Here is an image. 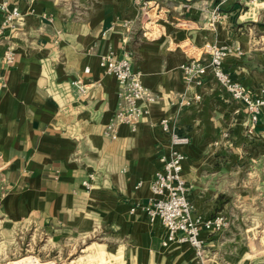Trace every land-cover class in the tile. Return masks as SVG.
Here are the masks:
<instances>
[{
  "label": "crops",
  "instance_id": "obj_1",
  "mask_svg": "<svg viewBox=\"0 0 264 264\" xmlns=\"http://www.w3.org/2000/svg\"><path fill=\"white\" fill-rule=\"evenodd\" d=\"M7 1L22 16L0 34V230L33 224L56 239H96L124 264H200L190 244L164 246L165 226L144 210L169 152L160 120L170 117L190 138L183 172L193 214L229 215L241 174L264 163V113L252 122L211 74L189 83L181 65L208 59V44L228 46L225 70L259 96L264 0H149L148 15L136 0ZM4 18L0 9V24ZM110 49L130 50L158 96L137 129L121 124L115 139L104 129L114 121L119 85L99 64ZM79 78L85 95L72 85ZM196 94L201 100L183 102ZM228 233L202 229L205 251L222 253Z\"/></svg>",
  "mask_w": 264,
  "mask_h": 264
},
{
  "label": "built area",
  "instance_id": "obj_2",
  "mask_svg": "<svg viewBox=\"0 0 264 264\" xmlns=\"http://www.w3.org/2000/svg\"><path fill=\"white\" fill-rule=\"evenodd\" d=\"M226 1L228 0H220V4ZM258 1L261 0H249L252 3ZM136 2L142 6L145 15H148L149 0ZM0 9L5 12V18L0 24V34H4L6 30L15 27L22 13L17 4L11 5L7 0L0 1ZM205 51L209 54L208 59L194 57L181 65L186 81L200 85L211 74L232 99L244 103L252 122H257L264 113V85L259 96L254 97L243 83L230 76L223 65L224 58L230 52L228 46L212 43L206 46ZM5 57L8 64L14 62L15 53L12 47H8ZM132 58L133 53L130 50L117 55L110 49L100 56L99 64L103 72L115 76L119 85L118 108L114 121L104 129V134L113 139L117 138V126L121 124L127 125L133 131L136 130L139 121L149 113L150 104L158 99V96L144 84L142 73L135 69ZM85 71L89 72L90 68H86ZM72 85L77 88L80 95L87 93V83L82 79L73 80ZM201 98V94H196L194 98L183 102L191 104ZM160 126L169 137V152L160 157L162 168L156 172L151 182L154 195L144 205V210L151 222H160L165 226L167 235L163 240L164 246L171 243H188L194 248L196 255L204 260L206 239L202 236V229L222 231L227 225V220L224 214L210 217L193 214L194 205L188 196L189 188L183 172L187 157L184 146L189 143L190 138L178 132L174 121L168 116L160 120ZM93 178L94 174L90 173L88 178L83 180V184L90 188ZM140 184L142 183L139 182Z\"/></svg>",
  "mask_w": 264,
  "mask_h": 264
},
{
  "label": "rangeland",
  "instance_id": "obj_3",
  "mask_svg": "<svg viewBox=\"0 0 264 264\" xmlns=\"http://www.w3.org/2000/svg\"><path fill=\"white\" fill-rule=\"evenodd\" d=\"M254 164L241 174L235 207L228 206L223 252L205 251L204 260L196 255L200 264H264V163ZM94 240L56 239L33 224L12 233L0 230V264H124Z\"/></svg>",
  "mask_w": 264,
  "mask_h": 264
}]
</instances>
